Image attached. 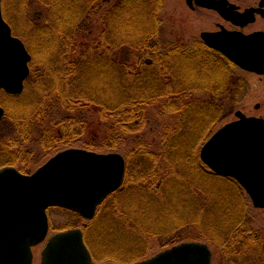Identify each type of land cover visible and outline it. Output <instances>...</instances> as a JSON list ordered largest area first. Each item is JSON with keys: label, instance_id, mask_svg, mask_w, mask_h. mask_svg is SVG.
<instances>
[{"label": "trees", "instance_id": "16d2710c", "mask_svg": "<svg viewBox=\"0 0 264 264\" xmlns=\"http://www.w3.org/2000/svg\"><path fill=\"white\" fill-rule=\"evenodd\" d=\"M32 3L43 5L44 15H30ZM164 5L114 0L101 14L103 0H3V15L32 61L24 92L1 95L0 168L30 174L42 157L76 143L121 153L123 186L83 226L96 261L145 260L156 239L163 249L206 242L218 255L214 264H264V234L252 226L250 198L200 158L203 143L246 98L247 83L237 66L198 39L168 44ZM158 103L177 117L158 132L154 149L142 136L152 121L148 108ZM90 122L101 135L93 129L85 140ZM52 210L67 209L51 208L49 216ZM70 213L75 224L66 229L79 227L84 219Z\"/></svg>", "mask_w": 264, "mask_h": 264}, {"label": "water", "instance_id": "95a60500", "mask_svg": "<svg viewBox=\"0 0 264 264\" xmlns=\"http://www.w3.org/2000/svg\"><path fill=\"white\" fill-rule=\"evenodd\" d=\"M187 2L193 7V0ZM195 2L218 9L233 21L246 15L235 11L227 15L209 0ZM247 14L251 16L253 10ZM201 38L241 69L264 74V33L203 32ZM31 61L25 43L5 20L0 0V99L3 91L24 92ZM235 115V121L223 125L203 144L200 158L212 172L235 179L254 207L264 209V119L242 111ZM4 116L0 102V122ZM125 176L122 154L79 148L59 152L32 174L14 166L0 168V264H34L33 249L44 242L40 264H118L94 261L80 228L48 238L47 211L61 207L91 221L102 203L122 187ZM213 260L207 243L188 241L132 264H213Z\"/></svg>", "mask_w": 264, "mask_h": 264}, {"label": "rangeland", "instance_id": "374dc122", "mask_svg": "<svg viewBox=\"0 0 264 264\" xmlns=\"http://www.w3.org/2000/svg\"><path fill=\"white\" fill-rule=\"evenodd\" d=\"M112 1L114 0H103L104 7L102 9L101 14L107 10L108 6H110V3ZM45 11L46 9L41 4L32 3L30 5V15L35 14V15L42 16L44 15ZM100 15L97 17V19H95V22H94L95 37L97 38L99 37V35L101 34L103 30V25L99 18ZM160 20H161V27H162V37L168 44L188 42L193 39H198L201 41V38H200L201 33L207 30L216 29V23L219 21V19L210 12H206V11L193 12L186 5L185 0H165V5L162 11L160 12ZM238 74L247 83V96L244 99V101L241 103V105L238 108H236L235 111L241 110L247 116L255 115L256 117H258L257 115L259 114V112L255 110L254 105L261 102L262 93H263V84L261 80L253 74H248L247 72L241 71L239 69H238ZM148 115L149 117H151L152 121L150 123L149 128L146 129V132L142 137L146 138V140L149 143H153L151 144L152 145L151 147H153L154 149L155 148L158 149L157 144L159 142V139L161 138L159 135V133L161 132V129H163L165 125L169 126L174 121V118L176 119L177 116L164 114L162 103H158L154 106L149 107ZM91 120H94L97 124L99 123V119L96 115L92 116ZM234 120H236V117L233 114L228 119H226L221 124H219L217 128L215 129V131L218 130L225 123H228ZM93 129H95L96 132H98V134L101 135L100 129L99 130L97 129L96 124H92L90 122L86 127V132L84 135L85 140H89L91 138V136H88V135H90L91 130ZM74 146H75L74 148H81L82 143H76L74 144ZM35 149L38 155L42 156L45 154L44 150L40 149L39 147L36 146ZM64 150L66 149L60 150L59 152L64 151ZM59 152L53 151L52 153H50L51 155L48 154L44 158L42 157V160L39 161L38 165L34 166L35 168L34 171H36L40 166L45 164L50 158H52L54 155L58 154ZM70 212L71 210L69 211L52 210L51 211V215L49 216L50 231H49L48 237H50L51 235L57 232V231H54V229H52L51 226H53V228L63 231V230H68L66 229V226L72 224L73 222H74L73 224H75L74 217L73 215H71ZM250 212H251V217H252L253 228L257 230L258 232H261L264 234V209L255 208L252 202H250ZM86 222L87 221L80 219V226L76 228H80L83 230V226L84 224H86ZM76 228H70V229H76ZM43 247H44V243L40 244L39 246L33 249L34 264L41 263V251ZM163 250L164 249L161 246H159L157 240L156 239L153 240L150 251H149L148 258L160 253ZM212 250L214 251L213 248ZM217 257L218 255L216 254L215 258Z\"/></svg>", "mask_w": 264, "mask_h": 264}, {"label": "flooded vegetation", "instance_id": "af4514ba", "mask_svg": "<svg viewBox=\"0 0 264 264\" xmlns=\"http://www.w3.org/2000/svg\"><path fill=\"white\" fill-rule=\"evenodd\" d=\"M215 6H217L223 12H226L227 15L231 11L245 15V18L237 19L236 21L227 19L223 14L217 9H210L203 6H198L193 0V7L189 6L187 0H185L186 5L193 11H206L212 13L216 16L219 21L216 23V29L207 30L209 32H237L243 35H252L255 33H264V0H209ZM253 10L251 16H247L248 11ZM248 18V19H247ZM251 74V73H248ZM262 84H263V93L260 103L254 105V108L259 114V118L264 119V75H257ZM255 115H252L254 117Z\"/></svg>", "mask_w": 264, "mask_h": 264}, {"label": "bare ground", "instance_id": "6f19581e", "mask_svg": "<svg viewBox=\"0 0 264 264\" xmlns=\"http://www.w3.org/2000/svg\"><path fill=\"white\" fill-rule=\"evenodd\" d=\"M211 49V48H210ZM217 54H219V55H221L222 56V53H218V52H216ZM30 66V65H29ZM30 72H31V70H30ZM30 76V75H29ZM29 78V77H28Z\"/></svg>", "mask_w": 264, "mask_h": 264}]
</instances>
